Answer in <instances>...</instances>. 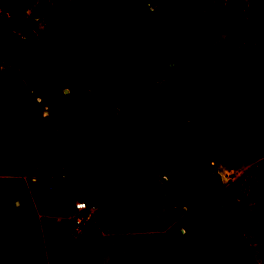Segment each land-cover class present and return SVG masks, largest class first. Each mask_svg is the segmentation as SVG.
I'll list each match as a JSON object with an SVG mask.
<instances>
[{"label":"rangeland","instance_id":"rangeland-1","mask_svg":"<svg viewBox=\"0 0 264 264\" xmlns=\"http://www.w3.org/2000/svg\"><path fill=\"white\" fill-rule=\"evenodd\" d=\"M55 1L52 15L63 22L100 3ZM109 1L127 6L138 19L145 13L141 0ZM174 1L187 19L194 57L163 66L161 81L173 88L183 118L211 157L234 231L252 264H264V120L254 122L242 110L218 102L219 92L258 77L264 59V0ZM9 9L0 4V14ZM37 10L38 4L30 18ZM7 28L0 23V31ZM14 40L8 32L0 41V173L21 168L30 183L32 174L51 177L66 167L72 197L85 199L79 191L100 192V197L93 200V216L68 228L55 221L47 224L63 208L67 211V203L38 205L42 217L27 208L30 226L17 232L22 227L20 207L12 221L2 222L12 226L10 234H17L5 238L11 239L8 245L0 244V264H196L199 215L184 199L196 194L199 175L189 152L179 146L177 167L170 161L169 167H159L161 148L152 130L138 133L137 120L115 106L120 100L115 89L102 94L89 73L53 94L47 89L49 66L26 67L23 60L30 62L31 57ZM58 52L54 45L51 61ZM10 103H19V116L6 117ZM133 135L148 154L137 148ZM177 175L187 187L171 185ZM0 198V211L6 210L11 196Z\"/></svg>","mask_w":264,"mask_h":264},{"label":"trees","instance_id":"trees-1","mask_svg":"<svg viewBox=\"0 0 264 264\" xmlns=\"http://www.w3.org/2000/svg\"><path fill=\"white\" fill-rule=\"evenodd\" d=\"M99 1L96 8L80 11L47 33L15 38L31 57L30 62L23 60L25 66L37 69L48 65L47 89L53 94L80 82L89 73L102 94L115 89L120 99L115 106L119 110L123 106L122 112L137 120L138 133L152 130L161 148L156 158L159 167H169V161L177 167L179 146L184 147L199 175L196 194L184 199L199 215L196 264H252L234 231L223 184L209 164L211 157L192 124L183 118L173 88L161 81L163 66L194 57L185 15L174 0H141L145 13L140 19L127 6ZM54 45L59 52L51 61ZM262 70L264 74V60ZM18 114L19 103L7 105V118ZM133 141L148 154L134 135ZM171 185L187 187V182L177 175Z\"/></svg>","mask_w":264,"mask_h":264},{"label":"crops","instance_id":"crops-1","mask_svg":"<svg viewBox=\"0 0 264 264\" xmlns=\"http://www.w3.org/2000/svg\"><path fill=\"white\" fill-rule=\"evenodd\" d=\"M1 3L10 7L9 11H4L0 14V23L8 25L5 33L0 31L2 33L1 36H4V38H6V33L8 32L12 33L15 38L20 39L26 38L23 35L24 33L30 35H37L38 33L44 34L58 28L62 24L61 22H63L58 21L60 18L56 20L52 15L53 5L56 3L55 0H0V4ZM37 4L39 5V10L35 11V15L30 18L29 13ZM14 43L22 44L20 41H16ZM18 50L19 49H17V51ZM262 61L260 62L258 77L253 75L251 78H246L243 81H240V83L238 81L236 83L238 86H235L232 90L227 88L225 92H219L220 96L218 102L220 106H233L236 109H240L242 110L243 116L254 122L264 120V74L262 70ZM230 98H232V102L228 101ZM62 122L63 121L60 120L59 131H62ZM10 165L11 164L7 165V167ZM130 167L133 168L132 164ZM20 172L21 168H19L18 171L8 168L7 174L0 173V195H5L6 193L8 196H11V204L6 208V210L0 211V221L4 222V218H8L12 221V214L14 215V213L21 212L20 207H23L24 210L22 211V217L20 218L22 227L17 232H25V230L30 226V214L29 211L27 212V208H33L41 218L43 214L38 210V205L55 204L57 206H64L66 203L69 205L73 199L77 198V196L72 197L69 191L73 185L70 184L68 179L66 167H63L58 175H53L51 177L43 175L36 177L32 174L30 183L27 180V175H21ZM7 180H10V182ZM18 180H22V182H19ZM38 181L39 184L35 185ZM87 192L83 193V191H79L80 195L85 198L88 207L87 210L81 212V218L83 217L84 219H87L88 216L91 217L96 213L97 207L92 204L95 198L100 197V192ZM162 195L163 199H165L164 203L166 202V205L169 206L170 199L168 195L164 191H162ZM89 208H92V211H89ZM61 212L62 213L59 215L56 213V215L52 216L53 218L51 219L47 218L50 219L47 224H51L55 221L57 222L56 225L58 227L62 226L66 228L69 227V224H73V220L67 217L66 209L63 208ZM135 215L138 216L140 214L136 212ZM60 221L64 222V224H61ZM0 225L2 227V231L0 233V244L8 245L9 242H11V239L5 238L17 234V232L10 234L12 231V226L10 224L6 226L1 223ZM102 235H104V233H102Z\"/></svg>","mask_w":264,"mask_h":264},{"label":"built area","instance_id":"built-area-1","mask_svg":"<svg viewBox=\"0 0 264 264\" xmlns=\"http://www.w3.org/2000/svg\"><path fill=\"white\" fill-rule=\"evenodd\" d=\"M87 202L82 197H77L67 206V216L75 224H82L81 212L87 210Z\"/></svg>","mask_w":264,"mask_h":264},{"label":"water","instance_id":"water-1","mask_svg":"<svg viewBox=\"0 0 264 264\" xmlns=\"http://www.w3.org/2000/svg\"><path fill=\"white\" fill-rule=\"evenodd\" d=\"M5 40V38H4V36H1L0 37V41H4ZM66 91V90H65ZM206 174V173H205ZM217 203L219 204V200L217 199Z\"/></svg>","mask_w":264,"mask_h":264},{"label":"flooded vegetation","instance_id":"flooded-vegetation-1","mask_svg":"<svg viewBox=\"0 0 264 264\" xmlns=\"http://www.w3.org/2000/svg\"><path fill=\"white\" fill-rule=\"evenodd\" d=\"M2 223V221H0Z\"/></svg>","mask_w":264,"mask_h":264}]
</instances>
